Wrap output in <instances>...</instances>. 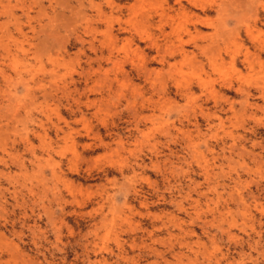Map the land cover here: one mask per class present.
<instances>
[{
    "label": "rangeland",
    "instance_id": "1",
    "mask_svg": "<svg viewBox=\"0 0 264 264\" xmlns=\"http://www.w3.org/2000/svg\"><path fill=\"white\" fill-rule=\"evenodd\" d=\"M188 1L0 0V264H264V0Z\"/></svg>",
    "mask_w": 264,
    "mask_h": 264
},
{
    "label": "bare ground",
    "instance_id": "2",
    "mask_svg": "<svg viewBox=\"0 0 264 264\" xmlns=\"http://www.w3.org/2000/svg\"><path fill=\"white\" fill-rule=\"evenodd\" d=\"M89 1H90V0H89ZM187 1H188V0H187ZM189 1H190V0H189ZM189 1H188L187 3H189ZM197 1H198V0H197ZM136 2H137V1H136ZM140 2H141V0H140ZM175 2H176V0H175ZM106 3H107V2H106ZM190 4H191V2H190ZM197 4H198V3H197ZM90 5H91V4H90ZM94 5H95V4H94ZM98 5H99V4H98ZM98 5H97V6H98ZM135 5H137V4H135ZM142 5H143V4H142ZM181 5H182V4H181ZM199 5H200V4H199ZM97 6H96V7H97ZM182 6H183V5H182ZM263 6H264V5H263ZM263 6H262V7H263ZM96 7H95V9H96ZM123 7H124V6H123ZM135 7H136V6H135ZM179 7H180V6H179ZM238 7H239V6H238ZM97 8H98V7H97ZM195 8H196V7H195ZM130 9H131V8H130ZM132 9H133V8H132ZM144 9H145V8H144ZM263 9H264V8H263ZM110 10H111V9H110ZM123 10H124V9H123ZM123 10H122V11H123ZM127 10H128V9H127ZM169 10H170V9H169ZM180 10H181V9H180ZM199 10H200V9H199ZM202 10H203V9H202ZM221 10H222V8H221ZM97 11H98V9H97ZM129 11H130V10H129ZM174 11H175V10H174ZM161 12H162V11H161ZM164 12H165V11H164ZM164 12H163V13H164ZM175 12H176V11H175ZM180 12H181V11H180ZM191 12H192V11H191ZM99 13H100V12H99ZM119 13H121V12H119ZM184 13H185V11H184ZM146 14H147V13H146ZM186 14H187V13H186ZM189 14H191V13H189ZM147 15H148V14H147ZM147 15H146V16H147ZM160 15H161V14H160ZM165 15H166V14H165ZM179 15H180V14H179ZM182 15H183V14H182ZM192 15H193V13H192ZM100 16H101V15H100ZM165 17H166V16H165ZM174 17H175V15H174ZM174 17H173V18H174ZM195 17H196V16H195ZM27 18H28V17H27ZM143 18H144V17H143ZM166 18H167V17H166ZM145 19H146V18H145ZM195 19H196V18H195ZM164 20H165V19H164ZM87 21H88V20H87ZM103 21H104V20H103ZM141 21H142V20H141ZM147 21H148V20H147ZM198 21H199V18H198ZM144 22H145V21H144ZM144 22H143V23H144ZM148 22H149V21H148ZM184 22H185V21H184ZM184 22H183V23H184ZM186 22H187V21H186ZM87 23H88V22H87ZM163 23H165V22H163ZM180 23H181V22H180ZM199 23H200V22H199ZM144 24H146V22H145ZM140 25H141V24H140ZM150 25H151V24H150ZM182 25H183V24H182ZM174 26H175V25H174ZM157 28H158V27H157ZM158 29H159V28H158ZM169 31H170V30H169ZM246 31H247V30H246ZM259 31H260V30H259ZM158 32H159V31H158ZM261 32H262V31H261ZM109 33H110V32H109ZM137 33H138V32H137ZM262 33H263V32H262ZM263 34H264V33H263ZM82 35H83V34H82ZM108 35H109V34H108ZM111 35H112V34H111ZM197 35H200V33L197 34ZM197 35H196V36H197ZM260 37H261V36H260ZM93 40H94V39H93ZM147 40H148V39H147ZM151 44H152V42H151ZM174 49H175V48H174ZM158 55H159V54H158ZM170 66H171V65H170ZM144 69H145V68H144ZM167 70H168V69H167ZM260 97H261V96H260ZM261 98H262V97H261ZM240 203H241V202H240ZM241 204H242V203H241Z\"/></svg>",
    "mask_w": 264,
    "mask_h": 264
}]
</instances>
